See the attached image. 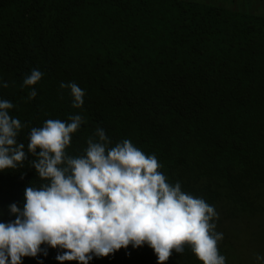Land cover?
Segmentation results:
<instances>
[{"label":"trees","instance_id":"16d2710c","mask_svg":"<svg viewBox=\"0 0 264 264\" xmlns=\"http://www.w3.org/2000/svg\"><path fill=\"white\" fill-rule=\"evenodd\" d=\"M32 69L41 81L21 87ZM0 82L9 85L0 99L25 125L17 137L25 151L32 127L81 114L70 155L97 126L155 154L170 182L215 207L226 264L236 227L264 224V14L203 0H0ZM62 82L85 91L81 109ZM32 159L0 172V222L15 219L9 206L23 207L29 184L43 183ZM42 248L47 256L23 264H59V249ZM89 264L157 257L147 245L129 246ZM167 264L201 262L186 247Z\"/></svg>","mask_w":264,"mask_h":264},{"label":"clouds","instance_id":"9594fccd","mask_svg":"<svg viewBox=\"0 0 264 264\" xmlns=\"http://www.w3.org/2000/svg\"><path fill=\"white\" fill-rule=\"evenodd\" d=\"M43 75L32 69L21 87L32 88ZM8 86L0 82V87ZM60 88L70 90L73 108L83 107L85 91L77 83L62 82ZM36 95L33 88L28 99ZM14 107L0 99V172L23 167L31 155L29 164L43 183L29 184L23 207L9 206L15 219L0 222V264L47 256L42 245L60 250L59 264H89L94 257L144 245L153 250L157 264H167L173 252L183 254L186 247L201 264H226L215 207L185 192L179 181L170 182L155 154L127 138L113 142L97 126L83 151L70 155L73 134L85 123L81 114L32 127L25 151L17 140L25 125L10 115ZM255 259L264 264V255Z\"/></svg>","mask_w":264,"mask_h":264},{"label":"rangeland","instance_id":"374dc122","mask_svg":"<svg viewBox=\"0 0 264 264\" xmlns=\"http://www.w3.org/2000/svg\"><path fill=\"white\" fill-rule=\"evenodd\" d=\"M226 7L264 14V0H203ZM260 220L248 228L236 227L233 232L234 247L230 254V264H258L257 254L264 255V224L256 226ZM242 231V232H241ZM241 232V233H240Z\"/></svg>","mask_w":264,"mask_h":264}]
</instances>
